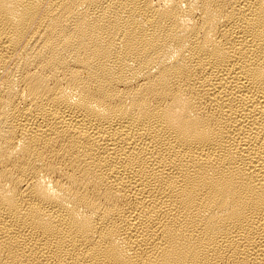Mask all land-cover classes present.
<instances>
[{"label":"bare ground","instance_id":"bare-ground-1","mask_svg":"<svg viewBox=\"0 0 264 264\" xmlns=\"http://www.w3.org/2000/svg\"><path fill=\"white\" fill-rule=\"evenodd\" d=\"M0 264H264V0H0Z\"/></svg>","mask_w":264,"mask_h":264}]
</instances>
